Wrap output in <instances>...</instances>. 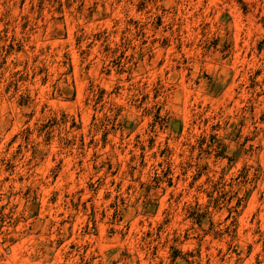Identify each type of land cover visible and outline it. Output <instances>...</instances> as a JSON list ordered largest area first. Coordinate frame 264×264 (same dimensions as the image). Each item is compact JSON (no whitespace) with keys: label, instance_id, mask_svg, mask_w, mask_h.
Returning <instances> with one entry per match:
<instances>
[{"label":"rangeland","instance_id":"1","mask_svg":"<svg viewBox=\"0 0 264 264\" xmlns=\"http://www.w3.org/2000/svg\"><path fill=\"white\" fill-rule=\"evenodd\" d=\"M0 264H264V0H0Z\"/></svg>","mask_w":264,"mask_h":264}]
</instances>
